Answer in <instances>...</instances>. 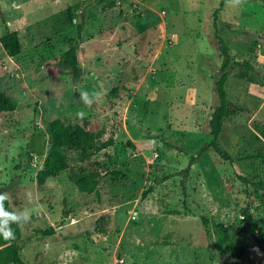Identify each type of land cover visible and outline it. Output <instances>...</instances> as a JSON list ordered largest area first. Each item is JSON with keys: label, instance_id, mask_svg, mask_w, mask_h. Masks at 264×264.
I'll return each instance as SVG.
<instances>
[{"label": "rangeland", "instance_id": "374dc122", "mask_svg": "<svg viewBox=\"0 0 264 264\" xmlns=\"http://www.w3.org/2000/svg\"><path fill=\"white\" fill-rule=\"evenodd\" d=\"M219 4L0 0V37L8 28L21 44L11 58L0 46V93L16 103L0 114V191L23 219L25 264H264L240 216L248 207L264 229V193L241 179L264 180V0H230L215 16ZM216 34L241 65L225 85L219 153L199 155L225 60ZM71 42L78 80L62 64ZM54 119L115 140L88 165L71 161L100 172L98 196L79 193L70 170L37 184ZM214 222L248 255L219 254Z\"/></svg>", "mask_w": 264, "mask_h": 264}, {"label": "trees", "instance_id": "16d2710c", "mask_svg": "<svg viewBox=\"0 0 264 264\" xmlns=\"http://www.w3.org/2000/svg\"><path fill=\"white\" fill-rule=\"evenodd\" d=\"M229 1L230 0H220L219 8L215 11V16ZM77 28L79 33L82 28L81 26ZM139 30L143 31V28L140 27ZM216 38L219 42L221 54L225 60L220 68V77L215 84L218 105L214 109L209 121V130L212 138L211 141L199 151V155H203L209 150L219 153L217 142L221 135L224 121L230 114L225 85L232 67L234 65H241V63L230 58L228 46L217 34ZM0 46L7 57L11 58L19 55L21 52V44L18 33L6 28L5 34L0 37ZM62 64L65 68L72 71L75 80L80 78L81 70L78 66L77 48L74 43H72L70 48L63 54ZM15 109L16 103L5 94L0 93V114L14 112ZM46 130L49 147L43 160L42 168L36 173L37 184L42 185L46 180L54 179L61 172L70 170V180L79 193L86 195L95 194L98 196L100 172L87 166L74 168L71 161L88 165L96 154L112 147L115 140L111 137L105 138V131L103 129L93 132L87 129L86 123L81 125L72 124L62 119L50 121ZM258 134L260 138L264 140V123L259 129ZM258 158L264 160V155H259ZM194 161L195 157H192L190 159V166L193 165ZM187 171L188 170H184V174H186ZM119 176V173L112 172L114 180ZM241 179L245 184H251L254 189L264 193V180H257L249 183L248 180L244 178ZM0 195L5 194L0 191ZM143 195H145V193H143ZM3 207L6 212L16 215L19 219L17 221L8 222L7 227L13 230L15 238L6 240L5 246L0 249V264H25L20 257L18 246L21 240V225L23 219L11 207L9 199L3 201ZM240 216L250 237L259 248H264V229L262 230L258 227L250 209L248 207L242 208L240 210ZM201 221L204 226L208 225V220L205 217H201ZM96 224H99V222ZM52 231L53 230H49L45 233H53ZM97 233L105 234L106 231L104 228H99ZM214 233L216 237L215 248L219 254L238 255L239 257L248 255L244 245L245 239L240 238L234 228L227 227L220 222H214Z\"/></svg>", "mask_w": 264, "mask_h": 264}, {"label": "clouds", "instance_id": "9594fccd", "mask_svg": "<svg viewBox=\"0 0 264 264\" xmlns=\"http://www.w3.org/2000/svg\"><path fill=\"white\" fill-rule=\"evenodd\" d=\"M94 94V93H93ZM81 96L83 98L84 93L81 92ZM79 118H83L85 115L83 112L77 113ZM8 199V196L5 195H0V235H2L6 240L14 239V232L12 229L8 228V222L9 221H17L19 218L16 215H13L11 213H8L4 210L3 207V201ZM257 253H259V249H255Z\"/></svg>", "mask_w": 264, "mask_h": 264}]
</instances>
